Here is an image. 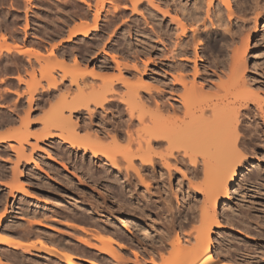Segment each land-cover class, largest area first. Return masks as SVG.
<instances>
[{"label": "rangeland", "instance_id": "1", "mask_svg": "<svg viewBox=\"0 0 264 264\" xmlns=\"http://www.w3.org/2000/svg\"><path fill=\"white\" fill-rule=\"evenodd\" d=\"M136 1L139 2V10L137 9V11H134L133 4ZM198 2L199 7L201 6L202 14L206 17L207 2H203V0H198ZM241 2V6L245 7L246 4L243 3L244 1L241 0ZM261 2L264 7V0H261ZM239 3L240 1L232 0L233 10L235 11L234 18L238 17L240 20L235 19L229 30H224V28L217 26L212 27L208 21V25L210 24L208 29L201 34L202 36L199 35V38L201 37L202 40L204 39V44L201 45V55L203 60L198 62L199 64L202 62L200 66H208L210 69L213 67L211 66L213 65L212 63H216L215 61H218L216 59H220L219 57L222 56L218 62L224 60L225 63L229 62V66L230 63H232L231 51L237 49L238 45L240 46L242 43L240 40L243 39V37L251 34L250 46L248 48L246 59V73L247 75H250L248 76L249 78H252V76L255 75L259 76L261 78L260 81L263 83L264 17L258 20L260 33L257 36H254V21L252 19L253 17H251V15L253 16V10L251 9V11L250 7L248 8L251 13L248 11L247 7V10L246 8L243 10V7H241ZM88 5H90V10H87L83 5L70 0H62L59 4H54L49 0H0V45H4L5 41L10 43L23 42L26 48L33 46L34 48L29 49L34 50L33 53L36 55V58L30 57L27 60L21 55H16L14 51H10L9 53L5 48H2V50L0 49V105H2L0 106V123L3 122L0 125H2L1 127H3V129L10 128L9 130L6 129L7 131L5 130L1 132L2 128L0 127L1 133H9L10 131L11 134L15 132L14 134L16 135L21 134L22 132L24 133L27 130L31 133L40 132L43 127L40 119L47 118L53 114L55 110L53 105H56L57 103L59 105L63 102H71L73 100L80 101L82 98L84 99L83 95L87 99V96L89 95L88 93L92 91L94 86L98 88L103 86L104 82H111L113 79H116L120 74V70H123L122 73L124 74V77L127 78L130 83H135L140 78L137 77L139 76L138 72H134L132 68L126 67L125 64L128 66L131 65L132 67V65L138 63L139 67H141L140 69H142L144 63L148 62V60L153 57V59L165 61V56L167 57L169 55V51L172 49L177 34L175 26L176 21L174 22L172 18H176L179 14L184 22L186 20V22L190 23L191 20L187 19L188 17L186 18L182 11L184 8H186V10L193 9V0H154L152 2L149 0H96L93 23L99 18L98 29L91 31L87 36L78 35L72 40L66 41L65 39L70 34L67 33V27L72 20L86 19L91 21V12H93L92 8H94L93 2L91 0L88 1ZM222 8L223 10L221 13L223 14L224 19L228 21V10L223 5ZM163 9H165V11L170 10L171 17L165 15V13L163 15V11H161ZM249 19L251 20L249 21ZM229 31L231 33H229ZM234 33L236 35H234ZM3 35L4 39L2 38ZM161 42L164 44H160ZM190 49L193 50V47H190ZM44 51L47 53L45 54ZM105 51L109 54H106ZM36 52L41 54H37ZM50 52L54 53L52 55L57 54V58L55 56L52 57ZM110 54L117 55V58H119L118 60L124 63V66L121 67V65H123L122 63L120 65L115 63L110 57ZM40 56L42 57L40 58ZM75 58L77 60L79 59L78 61L81 62L79 63L81 64V67H79L80 73L77 71L79 69V64L76 66L77 63L74 60ZM58 59L65 60L64 62L67 63V73L60 68L61 66L59 69L62 71L58 69L59 65L57 64H60L59 62L56 63ZM42 67L43 69L50 68V71H46H48V73L53 72L49 74L51 78L49 75H47V77L42 76L45 73H43V69L41 71ZM159 67L162 68L161 64ZM157 68L158 67L149 65L151 71L155 69L160 71V68ZM95 69L97 72L101 71L105 74V80L100 79L99 77H93L94 79H92V76H89L90 71L88 70L92 71ZM226 70V73L230 75V71L228 69ZM73 72L78 74H74ZM11 75L21 76L23 80L20 81L18 79V82H8V77ZM223 80L227 81L228 77L224 76ZM54 81L55 83H58L57 86L59 85V89L58 87L53 88L51 86L53 89L50 90V85H54ZM144 81L146 83L147 81L150 82L149 77L144 78ZM216 81L218 82L217 79ZM118 84L115 86V90L117 91L119 98L122 97V94L123 96L127 94L128 88L126 85L122 84V82H119ZM8 90L10 92H8ZM15 91L16 93H13ZM210 91L213 92L215 89H210ZM118 98L116 100H118ZM83 99L81 101L86 100ZM125 99H129L128 96H125ZM17 115H21L19 117H22L23 123L20 121L21 118ZM256 116V123L259 124L258 128H260L259 138L254 136H252L254 139L250 138L251 136H248L250 135L249 132L246 137L244 132L246 138H243L244 140L246 139L245 142H249H246L249 149L246 147V144L244 146L246 154L245 159H247L248 163L240 168V172L242 173L239 176L237 185L232 188L231 200L228 201L224 205L225 207L218 212L220 220L225 227L215 229L214 234H212V239L214 240L212 248L216 262L224 260L235 264H264V110L263 112L260 111ZM8 117L13 118V120L6 121ZM28 119L33 121L29 128L26 126V121ZM13 127L15 131L12 130ZM82 132L84 133V131H81V133ZM29 142L31 145L26 143L24 146L26 152L31 154L32 144H35L36 140L30 138ZM1 144L0 217L10 211L12 215V218L5 221V226L3 225L4 229L2 228L3 232L15 234L17 236L28 235L30 233L28 236L36 240L38 236H46L45 238L48 241L56 243L57 245L59 243V246L64 249L68 248L74 252L76 251L79 255L96 261L98 264H138V261H140L139 264H153L150 263L151 256H153L152 258H155L154 260L158 262L156 264H169L172 262V260L171 262L168 260L171 259L169 258L171 257L170 253L173 255L172 250H174L172 249V243L169 242L175 239L176 234L174 233L179 231L181 234L182 232L181 235L183 239H186L189 236L187 233H190L193 236L196 233L195 226L197 227L199 225V211H197L198 209L196 208L201 205L203 197L202 194L190 188L188 179L183 178L178 173L176 174V172H174V175L172 176L168 175L167 172V174L163 175L161 178L158 174L156 178L152 180L148 179L152 184L150 189V192L152 193H150V197L146 198L145 196H142L140 201L135 199L134 202L129 205L131 209L128 206L127 209L125 208L121 211L117 205H111L109 200L106 201V205L100 206V203H102V200L100 199V202L98 201V206L96 205L98 202L96 203V201L90 197L70 196L68 194L71 187H68L69 185L66 184L67 177L63 176V174H67L68 177L76 179L78 178L77 176L85 177L81 175L83 173L81 169L78 168L81 161L79 160V156L83 155V150L80 151L73 149L69 144H63V142L57 138L50 141L39 142V146L45 151L37 150L33 156L35 161L42 167L41 169L35 162L28 163L24 159L18 161L19 159L17 157V152H15L16 150H13V146H10V144L19 146L17 142L7 140ZM51 155L56 157L57 162L50 159ZM171 161L174 162L173 160ZM17 162H19V165ZM64 166H67V168ZM16 170L22 172L23 175H20ZM164 170L166 169L164 168ZM16 175H18V177ZM201 177L202 176L192 180H194L193 182L196 181L200 183L203 181V178L200 181ZM16 179L20 184L24 185L26 192H16L15 195H10V185L13 184ZM143 189V186L139 188V192L142 193L141 191ZM137 203L140 205L137 206V209H139L138 211H136L135 208V204ZM108 204L110 207H108ZM191 204L193 205L191 206ZM10 207H12L13 210H11L12 208L10 209ZM166 207L169 209L172 208L169 210ZM8 209L10 210L8 211ZM127 210L129 212H127ZM90 217H94L92 218L94 222L95 219L98 218L105 220L104 222L106 223L104 225L106 227V232L104 231V234H111L121 240L125 245H128L125 249L116 245L114 246L116 253L122 257V260H119V263H117L118 260L116 261L114 257H111L108 253L98 249V247L102 245L94 236L95 234L97 235L98 231H101V228L100 225L96 222L95 224ZM106 219H117L120 221L116 227L115 225L110 224L111 222H107ZM174 219H176L178 225L175 223L173 226ZM131 220L140 223L143 222L142 224H145L144 227L147 229L144 228L143 231L146 230L147 233L145 231L146 234L138 232ZM37 221L43 223L38 224ZM20 224L23 225L20 226ZM80 227L85 228L87 232L81 230ZM98 227L100 229H98ZM115 227L117 229L119 227L120 230L122 229L123 233H121L120 230H117V232ZM127 228H129V230ZM31 230L34 231V233L38 232L36 233L38 236L30 232ZM22 231L26 233L23 234ZM168 232L172 233L169 234ZM124 233L138 242H145V244L142 243L140 245L141 242H131ZM132 233L135 236H133ZM147 234L148 236H144ZM168 234L171 235L172 238ZM165 236L167 237V240L166 238L164 240ZM145 237H149L150 239H146ZM169 237L172 240H170ZM188 238L190 239V236ZM83 239L88 241V244L90 245L84 244L85 242H82ZM191 239L194 243L195 241L193 237ZM143 244L145 248H147L144 251L141 248ZM150 245L153 247L151 246L150 248ZM35 250L40 249L35 248ZM133 250L135 252L138 251L139 255L141 254L138 257L140 258L139 260L136 258ZM149 250L153 253L150 256L149 254L151 253H149ZM0 256V264H67L64 262V258L59 259L57 257H52L42 251L24 256L18 251L13 252L0 248ZM4 260L5 262H3Z\"/></svg>", "mask_w": 264, "mask_h": 264}, {"label": "bare ground", "instance_id": "2", "mask_svg": "<svg viewBox=\"0 0 264 264\" xmlns=\"http://www.w3.org/2000/svg\"><path fill=\"white\" fill-rule=\"evenodd\" d=\"M149 1L152 2L154 0ZM204 1L207 2L206 17H204V15L202 14L201 6L199 7L198 0H193V9L186 10V8H184L182 11L184 12L186 18L188 17L187 19L191 20L190 23L186 22V20L184 22L179 14L176 18H172L174 22L176 21L175 26L177 34L174 44L172 43L173 45L172 49L169 51V55L167 54V57L164 55L165 61H159L153 59V57L149 59L148 62L144 63L142 69H140L141 67H139L138 63H135L134 65H132V67L131 65L128 66L125 64L126 67L132 68L134 72H138L139 76L137 77L140 78L135 83H130L129 80L124 77V74L122 73L123 70H120V74L116 79H113L111 82H104L103 86L98 88L94 86L92 91L88 93L89 95H86L87 99L83 95L84 99L86 100L82 98L84 101H81V99L80 101L73 100L71 102H63L59 105L57 103V106L52 104L53 107H55L53 114L47 118L45 117L43 119H40V122L43 125L40 132L31 133L27 130L24 133L22 132L21 134L16 135L14 134L15 132L11 134L10 131L9 133H1L3 132V127H1L2 125H0V127L2 128V131L0 132V144L6 142L7 140H13L14 142H17L19 146H15L14 144H10V146H13L14 149H12L16 150L15 152H17L18 154V161L24 159L28 163L35 162L41 169L42 167L38 164V162L35 161L33 156L37 150H44L39 146V142L50 141L57 138L60 139L63 144H69L73 149H77L80 151L83 150V155L79 156V160L81 161L78 168L81 169L83 173L81 175L85 177L77 176L78 178L76 179L68 177L67 174H63V176L67 177V179L65 178L66 184L69 185L68 187H71L68 194L70 196H87L96 201V203L101 199L102 203H100V206L106 205V201L109 200L111 202V205H117L118 208L122 211L125 208L127 209L135 199H138L140 201L142 196H145L146 198L150 197V193H152L150 192L152 184L150 183V181H148V179L152 180L156 178L158 174L161 178L163 177V175H166L167 172L170 176L174 175V172H176V174L178 173L183 178L188 179L190 188L202 194L203 197L201 200V205L199 204L200 206L198 205L199 207L196 208L198 209L197 211H199V225L197 227L195 226L196 233L194 236L190 233H187L190 236V239L188 238L189 236L187 237L188 239L184 238L185 242L181 235L182 232L181 234L179 231L177 233H174L176 234L175 239L169 242L172 243V249H174L172 250L173 255L170 253L171 257L169 258L171 259L168 260L169 262H171L172 260V262H168L169 264H235L224 260H222L221 262L215 261V256L212 248L214 245L212 234H214L215 229L225 227L220 220L218 212L220 209L225 207L224 205L228 201L231 200L232 188L237 185L239 176L242 173L240 172V168L244 164L248 163L247 159H245L246 154L244 151V146L246 144L247 147V143L249 142L246 141V143V139L244 140V138L247 137L248 132L250 133V135L248 136H251L250 138L252 139H254L252 136L257 138L260 135V128H258L259 124L256 123V115L260 111L263 112L264 110V82L262 83V81H260L261 78L257 75L249 78L248 76L250 75H247L246 73V59L248 48L250 46L251 34L246 35L245 37H243V39H241L242 37L240 38V41H242V45L240 44L241 47L238 45V48L234 49L236 46L235 44L233 48L234 50L231 51L232 63H230L229 66L228 61V63H225L224 60L218 62L220 61L222 56H218L220 59L217 58L216 60L218 61H215L216 63H212L214 61L211 62L213 64H210L211 66H213L211 67L212 69H209L208 66H200L202 62L199 64L198 61L203 60V57L201 55V45L204 44V39L202 40L201 37L200 39L199 35H201L204 31L206 32L210 24L212 27L217 26L220 28H224V30H229L230 27H232L235 19L240 20L238 17L234 18L235 11L233 10L232 0H203V2ZM236 1H240L239 4L240 6L242 5L241 0ZM242 1H244L243 3L247 5L246 6L244 4L245 7L241 6L243 7V10L246 7H250V10H253V16L251 15L254 21L253 34L254 36H257L260 33L258 28V20L264 17V7L262 5V2L261 0ZM138 4V1L133 4L134 11H137ZM222 5L228 10V21L224 19L223 14L221 13L223 10ZM165 9L161 10L163 11L162 14L164 15L165 13V15L170 16V10L165 11ZM250 10L248 8V11ZM98 19L99 18H97V21L92 25H86L84 22H82L85 25H81L72 30L65 40L70 41L78 35L87 36L91 31L98 29ZM250 20L251 19H249V21ZM208 21L210 22L209 25ZM229 33L231 32L229 31ZM234 35L236 34L234 33ZM2 38L4 39V35ZM162 43L163 42H161L160 44ZM2 45H0V49L2 50V48H5V50L9 53L10 51L15 50H17L21 54L34 52V50L29 49V47L26 48L25 46L12 44L7 41H5L3 46ZM190 47H193V50H191ZM36 53L41 54L39 52ZM52 54L54 53L50 52V55ZM106 54L109 53L106 52ZM56 55H52V57H56ZM42 56H40V58ZM110 57L114 60L115 63L119 65L122 63L118 60L119 58H117V55L110 54ZM74 60L77 63L76 66L81 63L80 61H78L79 59L77 60L75 58ZM64 61L58 59L56 63H60L57 64L59 65L58 69L61 66L60 68H62V70L67 73L66 67L68 65ZM122 64L123 65H121V67L124 66V63ZM160 64L162 68L159 67ZM80 65L81 64H79L78 68L81 67ZM149 65L160 68V71L156 69V71H151L149 69ZM42 69L43 67L41 68V71ZM49 69L50 68L43 69V73L45 72L44 75H42L43 77H47V75L53 73H48V71H46ZM226 69L230 71V75L226 73ZM79 70L80 68L77 71ZM88 71H90V75L87 73ZM88 71L86 73L90 77L92 76V79H94L95 77H99L100 79L105 80V74L101 71V73L97 72L96 69ZM224 76L228 77L227 81L223 80ZM146 77H149L150 82L147 81L146 83L144 81V78ZM17 78L20 81L23 80L21 76H18ZM63 78L66 79L65 77ZM216 79L218 80V82L216 81ZM119 82H122V84L126 85V87L128 88V92L126 95L123 96L122 93H119L122 94V97H124H119L121 99L118 98L117 91L115 90V86H117ZM57 84L58 83H55L54 81V85H50V90L54 87H58L59 85L57 86ZM51 86L53 88H51ZM210 89H215V91L212 92L210 91ZM9 90L8 92H10ZM13 93H16V91ZM116 95L118 100H116ZM125 96H128L129 99H125ZM19 118H21L20 121H22V117ZM12 120L13 118L8 117L6 121ZM32 123L33 121L28 119L26 121L27 128H29ZM12 130L15 131L14 127ZM81 131H84L85 134L83 132L82 134ZM244 132L246 137L244 135ZM30 138H34L36 140V143L32 144L31 154L26 152L24 146V144L26 143H29L31 145V143L29 142ZM50 159L57 162L56 157L52 155L50 156ZM171 160H173L174 162H172ZM18 163L19 162H17V164ZM64 167L67 168V166ZM164 168L166 170H164ZM18 173L20 175H23L22 172ZM16 176L18 177V175ZM200 176H202L201 179L199 178L200 181L203 178L202 182H193L194 180L192 179H196ZM142 186L144 189L141 191L142 193H140L139 188H141ZM25 189L26 188L24 187V185L20 184L16 179L15 182L10 185V195H15L16 192L23 193ZM99 202L96 205L99 206ZM135 205L136 211H138L139 209H137V206L139 204L137 203ZM192 205L193 204H191V206ZM108 207H110V205ZM11 208L12 207H10V209ZM129 208L131 209L130 206ZM10 209H8V211ZM11 210H13V208ZM127 212L129 211L127 210ZM10 218H12L11 211L6 212L3 216L0 217V244L9 246L28 245V243L25 244L24 242H22V240L17 238L15 234L2 231L3 225L5 226V221ZM109 220H107V222H111L110 224H113L116 227L118 226V222L120 221L117 219H113L110 221ZM104 221L105 220L101 218L95 219V222L98 223L101 228V231L97 230L98 233L94 236L95 239H97L102 245L98 247V249L100 251L108 253L109 256L111 255V257H114L116 261L118 260L117 263H119V260L121 261L122 257L116 253L114 246L116 245L122 249H125L128 245H125L123 242H121V240L117 239V237H114L111 234H104L106 228L104 225L106 222ZM131 221L134 223L138 232H146L147 229L144 227L145 224H142L143 222L140 223L138 221ZM37 223L42 224L43 222L41 223L40 221H37ZM175 223L176 225H178L176 219L173 220V226ZM22 225L20 224V226ZM80 228L81 230L87 232L85 228ZM100 228L98 227V229ZM144 228L146 229L144 230L145 232L143 231ZM127 229L129 230V228ZM117 230H120L119 227L118 229L116 228V231ZM30 232L34 233V231L32 230ZM120 232L123 233L122 229L120 230ZM172 232L168 233L170 234ZM24 233L26 232H23V234ZM36 233L38 232H35L34 235L38 236V234ZM124 234L126 235V233ZM132 235L135 236L133 233ZM144 236H148V234ZM166 236L164 237V240L165 238L167 240L168 236ZM169 236L171 237V235ZM45 237H37L36 243L40 244V248L37 249L51 252L52 254L61 255L64 257V262H66L67 264H98L96 261L79 255L78 253H76V251L74 252L73 250H70L68 248L63 249L50 243V241H48ZM126 237H128L131 242H138L128 235H126ZM192 237L195 241L194 243L191 239ZM145 238L148 239L149 237ZM82 242H85L84 244H88V241L84 239L82 240ZM140 242H138L140 243V245L142 243L145 244V242ZM144 244L141 246L143 251L147 249L145 248ZM35 245L34 243L32 245H28V250L29 248L35 249ZM151 246L152 245H150V248ZM133 252L135 251L133 250ZM149 253H151L150 250ZM152 254L153 253L149 254V256ZM140 255L138 251L135 252L136 258H138ZM152 257L153 256H151L150 263H158L156 262V260H154L155 258ZM139 259L140 258H138V260ZM3 262H5V260ZM139 263L140 261H138V264Z\"/></svg>", "mask_w": 264, "mask_h": 264}, {"label": "crops", "instance_id": "3", "mask_svg": "<svg viewBox=\"0 0 264 264\" xmlns=\"http://www.w3.org/2000/svg\"><path fill=\"white\" fill-rule=\"evenodd\" d=\"M50 2H52V3H54V4H59L62 0H49ZM70 1H72V2H76V3H79V4H81V5H83L87 10H90L91 8L89 7V5H88V1H90V0H70ZM85 1V2H84ZM92 2H93V7L94 8H92V11L93 12H91V17H92V19H91V21H88V20H86V19H79V20H72L71 22H70V24L68 25V27H67V33L69 34L72 30H74V29H76L77 27H79V26H81V25H92L93 24V16H94V11H95V2H96V0H91ZM87 3V4H86ZM82 22H84V23H82ZM86 22H88V23H86ZM32 41H34V40H32ZM12 44H18V45H20V46H24V43L23 42H21V43H15V42H12ZM29 48H34L33 46H30ZM14 53L16 54V55H21V56H23V57H25L27 60L30 58V57H34V58H36V55L33 53V52H27V53H19L17 50H15L14 51ZM44 53L46 54L47 52L46 51H44ZM18 76L17 75H11V76H9L8 77V82H18V78H17ZM7 128H4V129H2L3 131H5ZM17 236V235H16ZM17 238H19L20 240H22V242H24L25 244L26 243H28V245H32L33 243H34V245L36 246V248H40V244H38V243H36V239H34V238H30L28 235H21V236H17ZM33 241V242H32ZM31 243V244H30ZM50 243H52V244H54V245H56V246H59V245H57L56 243H53V242H51L50 241ZM28 245H26V246H9V245H5V244H0V248L1 249H4V250H8V251H18V252H20L21 254H23L24 256H28L29 254H35L36 252H38V251H42V250H35V249H30L29 248V250H28ZM60 248H63V247H61V246H59ZM64 249V248H63ZM42 252H45V253H47L48 255H50V256H52V257H57V258H59V259H63L64 257L63 256H61V255H59V254H52L51 252H47V251H42Z\"/></svg>", "mask_w": 264, "mask_h": 264}]
</instances>
